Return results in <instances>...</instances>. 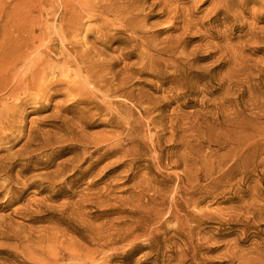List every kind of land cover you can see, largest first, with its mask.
Masks as SVG:
<instances>
[{"label": "rangeland", "instance_id": "1", "mask_svg": "<svg viewBox=\"0 0 264 264\" xmlns=\"http://www.w3.org/2000/svg\"><path fill=\"white\" fill-rule=\"evenodd\" d=\"M41 1L46 2L47 7L39 6L38 0H0V82L4 74L12 70L15 63L11 62L22 54L24 56L25 45L35 43L31 32L36 34L40 27L56 21L55 15L47 11L51 0ZM200 1L159 0L160 3L169 2L173 6L193 9L196 12L194 18L206 23L210 6L209 3L202 5ZM152 2L145 0L143 7ZM210 2L215 3V0ZM257 3L245 2L241 6L244 13L238 18L233 17L239 10L234 6L227 20H223L224 14L220 12L205 26L191 25V30L186 32L172 26L163 27L171 24L166 16L146 19V30L153 39L167 41L178 36L183 39V52L188 56L184 72H193L191 77L171 85L158 78L178 75L180 72L174 67L147 68L142 76L133 80L130 88L135 93L137 89L142 90L148 98L164 96L169 100L167 106L152 111L150 115L155 117L163 136L161 168L143 160L150 155L144 144L137 157L138 168L129 181L125 178V166L112 165L101 172L99 168L109 161L105 160L81 178L77 186H66L55 192H41L42 186L29 188L22 202L12 206L13 209L25 204L26 200L37 203L44 196L54 195L47 203L53 206V214L48 215L41 208L38 214H31L38 217L33 223L28 215L14 218L22 225L47 227L45 248L37 238L39 233L32 240L41 253L43 250V256L49 255L51 259L61 247L68 250V254L80 255L83 264H264V10H261L264 3L261 0ZM160 7V4L154 6L151 13L148 8L144 14L155 15ZM252 9L261 11V19L255 22L254 28L251 27ZM182 19L177 17L175 26H181ZM153 22H158L159 26H150ZM208 27H211L210 35L205 32ZM166 44L168 42L160 46ZM110 47L115 49L123 45L113 43ZM109 54L117 56L118 52L110 51ZM137 54L135 51L127 63L135 62ZM32 58V54L28 55L25 61ZM25 67L20 65L21 69ZM160 83H164L160 90L155 89ZM4 94L2 92L0 96ZM65 99L63 91L56 92L51 98H45L40 92L37 101L27 100L17 108L22 111L25 131L36 127L49 132L45 136L37 135V142L50 145L40 148L35 157L24 162L32 166L26 177L54 170L42 162L60 150L59 146L63 144L57 143V138L69 132L67 127L70 124L47 122L51 120L49 116L55 112L57 103ZM79 112L75 109L65 115L77 122ZM105 129V125L96 121L86 132L94 135ZM14 135H17L16 130L0 143V157L15 156L24 140L19 143L10 141ZM84 148L66 150L64 155L55 156L54 163L85 150L90 152L93 145L86 144ZM82 157L84 155L80 159ZM146 164L150 169L144 168ZM87 165V162L80 165L79 170ZM70 169L68 167L57 183L80 176V171L72 174ZM95 174L94 185L85 189L86 182ZM184 177L192 178L195 185L194 193L181 200L190 198L195 202L186 209L191 214L169 219L158 231L151 230V226L144 228L146 215L133 214L132 208L143 204L154 194V189L171 193L177 179ZM138 183L141 186L134 188ZM50 185L43 182V186ZM103 191V196L98 198L96 194ZM79 199L81 205L75 210L73 203ZM30 207L35 209L32 205ZM165 208L163 205L162 209ZM57 218L61 222H56ZM135 220L142 222H132ZM135 226H140V231L137 233L139 239L133 244H129L132 239L118 241L109 249H98L93 253L99 239L117 238ZM147 232H152L150 241L144 240ZM29 254L36 260L43 257L39 251ZM89 255L94 257L92 261L86 259ZM29 258L24 259L25 264H35L36 260ZM18 261L20 259L15 256L4 264H19Z\"/></svg>", "mask_w": 264, "mask_h": 264}, {"label": "bare ground", "instance_id": "2", "mask_svg": "<svg viewBox=\"0 0 264 264\" xmlns=\"http://www.w3.org/2000/svg\"><path fill=\"white\" fill-rule=\"evenodd\" d=\"M56 1L58 3H55ZM144 1L51 0L47 11L48 14L55 15L56 21L48 22L45 27H40L36 34L31 32L35 43L26 44L24 56L22 54L11 62L15 63L12 65L13 71L4 74V79L0 82V93H5L0 96V143L12 135L13 130L17 131V135H14L10 141L17 140V143L24 141L15 156L0 157V261L2 262L0 264H4L6 260L9 261L15 256L20 259L19 264H25L24 259H30L29 257L36 260L29 254L33 251H39L42 256L44 255L43 250L41 253L32 240L36 233H39L37 238L43 245L45 244V248L46 242L48 243L47 227L22 225L16 223L14 218L16 216L24 218L28 215L31 218L30 223H33L38 217H32L31 214H38L41 208L48 215L53 214V206L47 203L54 195L44 196L37 200V203L26 200L25 204L21 203L19 207L13 209L12 206L22 202L29 188L42 186L41 192H49V190L55 192L66 186L69 188L77 186L81 178H85L105 160L109 161L104 167L99 168L101 172L103 168L112 165L125 166V178L129 181L135 175L134 170L138 168L137 157L144 144L147 145L150 155L143 160L157 169L161 168L160 163L164 153L161 143L163 136L156 126L155 117L150 115L152 111L167 106L169 100L164 96L148 98L142 90L137 89L135 93L130 88L133 86V80L142 76L147 68L153 70L161 66L174 67L180 72L178 75L158 78L162 81L167 80L171 85L191 77L193 72H184L188 56L183 52V39L180 36L167 41L153 39V35H149L148 29L146 30V19L166 16L171 24L163 27L172 26L186 32L191 30V25L205 26L220 12L224 14L223 20H227L228 13L234 6L239 7V10L233 17H240L244 13L241 6L248 0H237V2L215 0V3H211L210 0H201L202 5L209 3L210 6L206 23L194 18L196 12L193 9L173 6L169 2L160 3L159 0H153L148 7H143ZM257 1L252 0L254 5L258 4ZM261 1L264 3V0ZM38 4L41 7H47L44 1L38 0ZM159 4L161 7L155 15L144 14L146 9L149 8L148 11L151 13L152 8ZM261 10H264V6ZM179 16L183 18L182 25L177 27L175 19ZM251 16L253 21L251 27L254 28L255 22L261 19V11L252 9ZM154 25H158V22H153L150 26ZM210 29L211 27L205 29L206 34L210 35ZM22 41L24 42L25 39ZM166 42L168 44L160 46ZM113 43H120L123 47L111 49L110 46ZM110 51H117L118 55L111 56ZM135 51L138 52L136 61L127 63L126 60L132 58ZM31 54L33 58L25 61V58ZM21 64L27 67L21 69ZM161 85L164 83L156 85L155 89L160 90ZM58 86L62 89L56 90ZM59 91H63L66 99L57 103V108L49 116L51 120L47 123H68L70 124L67 127L69 132L57 138L59 140L57 143L63 144L59 146L60 150H53L55 155L42 162L45 167L52 166L54 170L44 171L36 177H26L25 174L32 166L24 162L35 157V153L40 148L50 145L48 142H37V135L45 136L49 132L36 127H29L25 131L21 120L22 111H18L17 108L24 105L27 100L37 101L40 92L45 98H51ZM145 102L146 105H143ZM75 109L80 110L77 122L73 121V117L68 118L65 115ZM96 121L105 125L107 129L94 135L88 134L86 130ZM73 129L76 131L74 132ZM141 133L143 136L140 135ZM171 136H174L173 132ZM86 144L93 145V150L87 153L85 150L81 154L78 153L59 163H54L55 156H62L66 150L73 148L85 149ZM173 147L176 148L177 145ZM83 155L84 157L80 159ZM86 162L88 165L80 171V165ZM16 167L18 169L14 171ZM68 167L71 168L69 171L72 174L80 171V176L69 182L64 180L57 183V180L68 171ZM144 168L150 169L147 164ZM96 175L86 182L85 189L94 185L92 180ZM44 181L51 185L43 186ZM140 186L138 183L134 185V188ZM194 189L192 178H178L171 193L167 194L165 191L154 189V194L148 196L143 204L132 208L131 213L146 215V219L143 220L147 222L144 228L151 226V230L158 231L169 219L185 217L186 213L191 214L186 209L195 202L190 198L183 202L181 200L185 195L193 194ZM104 192L96 194L97 197H102ZM80 205V199L73 203L75 210H78ZM163 205L166 206L165 209H162ZM192 218L197 220V217L193 215ZM56 222L61 220L57 218ZM139 231L140 226H135L117 238H102L103 241L99 239L93 253L95 254L98 249L99 251L109 249L118 241L132 239L129 240L131 245L139 239L137 234ZM152 237V232H147L144 240L150 241ZM86 259L92 261L94 257L89 255ZM83 263L85 262H82L80 255L68 254V250L61 247H58L51 259L49 255H45L38 257L35 261V264Z\"/></svg>", "mask_w": 264, "mask_h": 264}]
</instances>
